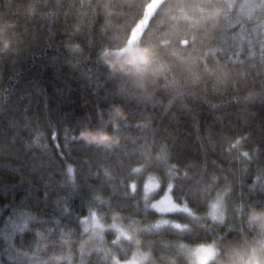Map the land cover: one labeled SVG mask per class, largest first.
I'll return each instance as SVG.
<instances>
[{
	"label": "trees",
	"instance_id": "16d2710c",
	"mask_svg": "<svg viewBox=\"0 0 264 264\" xmlns=\"http://www.w3.org/2000/svg\"><path fill=\"white\" fill-rule=\"evenodd\" d=\"M149 1L0 0V264H264V0Z\"/></svg>",
	"mask_w": 264,
	"mask_h": 264
},
{
	"label": "rangeland",
	"instance_id": "374dc122",
	"mask_svg": "<svg viewBox=\"0 0 264 264\" xmlns=\"http://www.w3.org/2000/svg\"><path fill=\"white\" fill-rule=\"evenodd\" d=\"M160 0H150L146 5L144 11V18L139 20V25L143 26L145 23V19L149 16L154 10L155 6ZM157 185L156 180L153 177H149L146 181L145 186V194H149ZM151 206L155 208L159 212H167L171 210L185 209V207L178 206L173 202L168 192H165L162 196L151 203ZM210 215L212 217L218 218L220 215L218 204L213 203L210 209ZM167 223L164 219L162 222H157L156 228H162ZM103 223L99 219V217L93 212L87 218L84 219V228L89 232V239L96 240V237L100 236V233L103 229ZM154 228V225L151 227ZM177 250L183 255V257L187 258L191 264H205L209 259L213 256V247L208 245H199V246H182L179 245ZM138 260L133 258L126 262H117L116 264H137Z\"/></svg>",
	"mask_w": 264,
	"mask_h": 264
},
{
	"label": "clouds",
	"instance_id": "9594fccd",
	"mask_svg": "<svg viewBox=\"0 0 264 264\" xmlns=\"http://www.w3.org/2000/svg\"><path fill=\"white\" fill-rule=\"evenodd\" d=\"M7 46V42H5V47ZM111 66V65H110ZM80 135L82 136V137H84V138H88V136H89V133L87 132V131H82L81 133H80Z\"/></svg>",
	"mask_w": 264,
	"mask_h": 264
},
{
	"label": "snow or ice",
	"instance_id": "6c2138e0",
	"mask_svg": "<svg viewBox=\"0 0 264 264\" xmlns=\"http://www.w3.org/2000/svg\"><path fill=\"white\" fill-rule=\"evenodd\" d=\"M141 59H143V57H141ZM252 264H260V260L259 259H255Z\"/></svg>",
	"mask_w": 264,
	"mask_h": 264
}]
</instances>
